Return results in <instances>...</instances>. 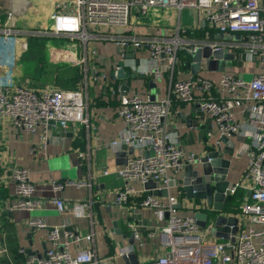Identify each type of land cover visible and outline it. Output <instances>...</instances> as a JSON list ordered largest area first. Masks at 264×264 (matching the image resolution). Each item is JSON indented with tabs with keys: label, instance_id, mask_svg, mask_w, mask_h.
Listing matches in <instances>:
<instances>
[{
	"label": "built area",
	"instance_id": "2783aa9c",
	"mask_svg": "<svg viewBox=\"0 0 264 264\" xmlns=\"http://www.w3.org/2000/svg\"><path fill=\"white\" fill-rule=\"evenodd\" d=\"M154 7H173L180 12L185 8L194 9L199 21H206L223 39L191 42L181 34L185 30L180 25L172 33L159 30L138 33L135 18ZM51 18L50 27L44 31L0 28V35L67 38L82 47L84 57L78 62H84L85 71L90 74L79 89L37 88L26 82L0 84V120L11 119L17 129L37 136L43 146L54 137L55 129L65 134L73 125L77 128L88 126L86 92L89 79L99 77L97 69L91 66L97 55V43H112L123 59L128 60L116 64L115 70L125 67L137 72L139 65L127 58L126 53L144 48L156 75L164 71L172 75L179 55H191L196 47L204 45L225 51L239 48L241 57L258 58L264 66V0H56ZM117 96L118 116L124 130L112 144L118 148L126 145L138 149L139 153L127 154L125 162L114 170L122 179V185L114 191V202L124 211L145 207L154 209L160 217L168 213L165 224L149 232L150 236L155 233L166 236L164 248L143 264H264V71L245 80L224 70L216 81L198 72L172 81L161 97L138 91L123 92L120 85ZM173 102L200 106L215 127L214 145L221 143V136L231 137L240 132L235 108L248 114L249 123L260 135L259 141L245 143L239 150L248 157V166L243 180L234 184L227 195L238 188L249 191L250 195L244 197L239 212L232 213L238 218L239 228L227 239L207 237L208 225L206 233L199 234L202 227L194 214H181L177 207L182 189L175 175L183 172L187 163L195 161V153L185 151L172 138ZM30 150L35 152L36 146L33 144ZM146 151L152 154L146 155ZM110 172L105 170L104 174ZM9 175L15 185V194L7 202V211L32 210L41 205L42 199L35 197V185L27 167L11 166ZM150 180L158 182L159 189L167 188L168 196L153 195L145 187ZM86 184L82 180L53 181V189L59 191L66 185ZM178 188L179 192L172 193V189ZM52 202L59 212L64 210L63 197L56 196ZM91 203L92 199L74 202L73 216L85 217ZM27 226L31 232L48 229L47 246L33 253L21 248L19 252L25 255L22 264H108L107 258L98 256L93 247L72 251V245L89 241L91 236L80 235L67 224L49 225L43 217H31ZM127 227L134 242L117 249L110 257L112 260L129 257L143 244L141 224L129 220Z\"/></svg>",
	"mask_w": 264,
	"mask_h": 264
},
{
	"label": "crops",
	"instance_id": "0c3cea01",
	"mask_svg": "<svg viewBox=\"0 0 264 264\" xmlns=\"http://www.w3.org/2000/svg\"><path fill=\"white\" fill-rule=\"evenodd\" d=\"M55 10L56 0H0V28L16 29L20 32L44 31L50 27ZM134 22L137 24L138 33H153L157 30L165 34L172 33L175 27L180 25L181 29L185 30L181 34L191 42L202 39H223V36L217 34L216 29L210 27L206 21H199L197 11L191 8H185L180 12L173 7H154L147 14L138 15ZM26 36L0 35V84L26 82L37 88L56 87L48 84L35 85L31 78L23 77L24 71L18 67L17 60L19 49L24 48ZM96 47L98 57L94 59V67L99 77L96 80L89 79L88 82L86 92L88 126L82 125L77 128V125H73L65 134L60 129H55L54 137L43 146L37 136L17 129L11 119L0 120V264H22L25 255L19 252L21 248L26 252H36L42 251L47 246L48 229L32 232L30 239L31 230L27 226V221L31 217H43L49 225L67 224L80 235H90L89 241L83 240L72 245V251L80 247H93L98 256L106 257L108 261L112 260L110 257L117 249L132 244L131 232L127 227L129 220L144 227L142 228L143 244L136 248L139 263L147 262L151 255L157 254L164 248L163 241L166 236L162 233L150 236L149 232L157 226H163L166 215L160 217L154 209L145 207L124 211L114 202V191L122 185V179L114 170L125 162L127 154L135 153V150L121 155L119 151L124 145L118 148L112 144V141L123 133L124 124L117 111L118 87L122 85V80L111 77L110 73L116 64H123L128 60L123 59L124 57L117 52L112 43H97ZM240 51L239 48L228 51L235 53V59L230 66L225 60H221L215 68L209 69L208 59H203L199 72L216 81L224 70L236 73L245 80H251L254 75L264 71V66L258 58L241 57ZM75 55L77 56L78 52H75ZM185 55H179L172 75L169 71L156 75L155 71L149 72L154 68L149 63L148 52L144 48L137 49L132 61L136 62L139 59L137 72L147 73L148 76L130 80L128 90L147 93L154 97L164 96L172 81L192 75L190 65L192 54L191 60L185 59ZM239 61L242 63L238 64ZM150 80L153 81L151 84ZM116 86L117 91H115ZM192 105L193 103L173 102L170 114L171 135L185 151L203 154L205 148L211 147L216 141L215 127L207 114L200 127L189 126L188 124L193 122L187 120L185 116L190 114ZM234 111L241 124V130L229 137L235 145L233 155L224 154L225 158L230 159L226 180L233 185L243 180L248 166V157L240 153V148L245 143L253 144L261 139L257 129L249 123L248 114L240 108H235ZM209 122L212 123L211 129ZM81 133L84 134L83 143L75 146L74 139ZM33 144L36 146L35 152L30 150ZM222 146L224 151L226 145L222 143ZM80 153L83 155L80 156ZM15 165L30 170L35 185V197L42 199L41 205L32 210L14 212L6 210L7 202L12 200L15 194V185L9 179L10 168ZM105 170L111 172L104 174ZM180 174L179 172L175 175L179 183H181ZM65 180H82L87 184L80 187L66 185L64 189L54 191L53 181ZM176 192H179V188L172 189V193ZM246 195L245 191L244 197ZM56 196L64 199L65 208L62 212H59L52 202ZM89 199H92V203L87 209V215L74 217L73 203ZM214 203H216L215 199L209 209L214 210ZM194 205L199 206L195 203L183 204L179 212L193 215L194 210L191 208ZM209 209L204 211L208 212ZM144 220L147 221L146 226H143ZM205 230L206 228H201V233L205 234ZM212 234L211 229L206 233L207 237L217 238ZM9 258L12 260L11 263ZM112 261L114 264H126L124 256Z\"/></svg>",
	"mask_w": 264,
	"mask_h": 264
},
{
	"label": "water",
	"instance_id": "95a60500",
	"mask_svg": "<svg viewBox=\"0 0 264 264\" xmlns=\"http://www.w3.org/2000/svg\"><path fill=\"white\" fill-rule=\"evenodd\" d=\"M217 37V35H216ZM126 57L135 58V52H127ZM208 59L209 69H213L220 64L221 60H225L228 66L232 64L235 59L234 52H228L223 49H212L209 45L199 46L194 49L192 53L191 61V73L197 74L201 70L202 60ZM139 59L136 60V65H139ZM242 62L239 61L238 64ZM154 71V70H153ZM111 77H116L122 80L121 89L123 92L129 89L130 80L135 78H146L148 75L144 72H133L128 68L121 67L119 69H112L110 73ZM150 84L153 82L149 81ZM190 114L186 115L185 118L193 122L188 124L191 127H200L203 124L205 118L204 111L199 105L193 104L190 109ZM198 116V119H196ZM212 123L209 122V128L211 129ZM220 142L225 144V150L222 151L221 143L211 147H206L203 154H195V161L193 163H187L184 167L183 172L180 174L181 189H182V200L178 204V208L183 206V202L190 204H199L192 206L194 210V217L197 219V223L200 227L206 228L208 225L209 230L211 229L212 235L217 238H229L232 234H235L238 230V218L232 213H225L223 211L224 203L227 197V193L232 188L233 184L226 180L230 159L225 158L224 154L231 156L234 153V142L231 139L223 135L220 138ZM132 153V148H127L124 145L119 151L122 154L126 152ZM139 150H135V154H138ZM152 154V151H146L145 154ZM158 182L150 180L145 184V187L151 191L155 196L167 197V188H158ZM250 192H247V196ZM213 199L214 210L209 209ZM204 209H209L205 212ZM167 216L168 213H165ZM135 216V215H133ZM143 226L147 225V221H143ZM144 228V227H141ZM31 231L29 233L31 239ZM133 235L131 234L130 243H133ZM33 253V251H29ZM126 264H139L136 253L131 254L129 257L124 256Z\"/></svg>",
	"mask_w": 264,
	"mask_h": 264
},
{
	"label": "rangeland",
	"instance_id": "374dc122",
	"mask_svg": "<svg viewBox=\"0 0 264 264\" xmlns=\"http://www.w3.org/2000/svg\"><path fill=\"white\" fill-rule=\"evenodd\" d=\"M74 45L77 44L67 38L26 36L24 48L19 49L17 60L18 67L24 71L23 77L31 78L35 85L48 84L78 89L83 87L90 73L85 71L84 62H78L84 57L81 45H77V49H74ZM75 52H78L77 56ZM199 234L203 235L201 231ZM107 262L114 264L112 260Z\"/></svg>",
	"mask_w": 264,
	"mask_h": 264
},
{
	"label": "trees",
	"instance_id": "16d2710c",
	"mask_svg": "<svg viewBox=\"0 0 264 264\" xmlns=\"http://www.w3.org/2000/svg\"><path fill=\"white\" fill-rule=\"evenodd\" d=\"M36 37V36H35ZM185 59L191 60V55L186 54ZM115 91H117V86L115 88ZM116 93V92H115ZM84 134L81 133L77 138L74 139V145L76 146L79 143L82 142V136ZM245 190L242 188H238L233 194L227 195L223 211L225 213H238L240 210V205L244 199Z\"/></svg>",
	"mask_w": 264,
	"mask_h": 264
}]
</instances>
